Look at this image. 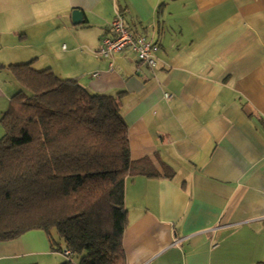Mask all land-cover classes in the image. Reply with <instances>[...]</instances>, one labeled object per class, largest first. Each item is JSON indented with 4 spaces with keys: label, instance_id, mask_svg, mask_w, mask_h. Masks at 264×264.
I'll return each instance as SVG.
<instances>
[{
    "label": "crops",
    "instance_id": "0c3cea01",
    "mask_svg": "<svg viewBox=\"0 0 264 264\" xmlns=\"http://www.w3.org/2000/svg\"><path fill=\"white\" fill-rule=\"evenodd\" d=\"M117 14L157 68L99 56ZM29 62L118 98L132 159L172 175L127 180V264H264V0H0V120ZM64 261L44 231L0 242V264Z\"/></svg>",
    "mask_w": 264,
    "mask_h": 264
},
{
    "label": "trees",
    "instance_id": "16d2710c",
    "mask_svg": "<svg viewBox=\"0 0 264 264\" xmlns=\"http://www.w3.org/2000/svg\"><path fill=\"white\" fill-rule=\"evenodd\" d=\"M8 68L21 90L0 120V242L40 230L71 252L61 264H127V180L172 175L132 159L118 98L33 62Z\"/></svg>",
    "mask_w": 264,
    "mask_h": 264
},
{
    "label": "built area",
    "instance_id": "2783aa9c",
    "mask_svg": "<svg viewBox=\"0 0 264 264\" xmlns=\"http://www.w3.org/2000/svg\"><path fill=\"white\" fill-rule=\"evenodd\" d=\"M125 50H130L139 64L151 69L157 68L158 58L156 52L158 51V46L144 36L134 35L127 27L123 16L117 14L111 23V35L102 40L98 54L102 58L111 59L116 53ZM111 67H113L112 64ZM94 77H98V75ZM166 97L168 99L172 98L170 95H166ZM61 254L67 259L72 258L69 250H64Z\"/></svg>",
    "mask_w": 264,
    "mask_h": 264
},
{
    "label": "water",
    "instance_id": "95a60500",
    "mask_svg": "<svg viewBox=\"0 0 264 264\" xmlns=\"http://www.w3.org/2000/svg\"><path fill=\"white\" fill-rule=\"evenodd\" d=\"M72 15H73V22L75 24H78L82 21L83 14L81 13V11H74Z\"/></svg>",
    "mask_w": 264,
    "mask_h": 264
},
{
    "label": "rangeland",
    "instance_id": "374dc122",
    "mask_svg": "<svg viewBox=\"0 0 264 264\" xmlns=\"http://www.w3.org/2000/svg\"><path fill=\"white\" fill-rule=\"evenodd\" d=\"M35 68H36L37 70H41L40 67L38 68V66H36ZM15 83H16V82H15ZM16 85H17V90H18V91H16V93H18V92H19V89L21 90V86H19V83L16 84ZM16 93H15V94H16ZM3 133H4L3 128H2V126L0 125V139H1L2 136H3ZM62 256H63V255H62ZM63 257H64V256H63ZM64 258H65V257H64ZM73 259H74V257H73ZM74 260L77 261L76 258H75Z\"/></svg>",
    "mask_w": 264,
    "mask_h": 264
}]
</instances>
